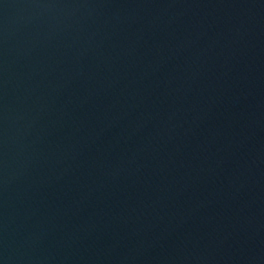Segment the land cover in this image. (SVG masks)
Returning a JSON list of instances; mask_svg holds the SVG:
<instances>
[{
	"label": "water",
	"instance_id": "obj_1",
	"mask_svg": "<svg viewBox=\"0 0 264 264\" xmlns=\"http://www.w3.org/2000/svg\"><path fill=\"white\" fill-rule=\"evenodd\" d=\"M0 264H264V0H0Z\"/></svg>",
	"mask_w": 264,
	"mask_h": 264
}]
</instances>
